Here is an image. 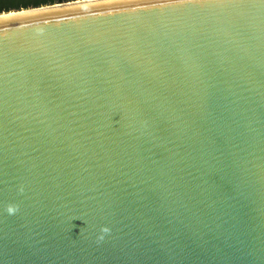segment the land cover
Masks as SVG:
<instances>
[{"label": "water", "instance_id": "1", "mask_svg": "<svg viewBox=\"0 0 264 264\" xmlns=\"http://www.w3.org/2000/svg\"><path fill=\"white\" fill-rule=\"evenodd\" d=\"M0 264H264V0L0 18Z\"/></svg>", "mask_w": 264, "mask_h": 264}, {"label": "trees", "instance_id": "2", "mask_svg": "<svg viewBox=\"0 0 264 264\" xmlns=\"http://www.w3.org/2000/svg\"><path fill=\"white\" fill-rule=\"evenodd\" d=\"M73 0H0V14L10 11L42 7L50 4L64 3Z\"/></svg>", "mask_w": 264, "mask_h": 264}, {"label": "bare ground", "instance_id": "3", "mask_svg": "<svg viewBox=\"0 0 264 264\" xmlns=\"http://www.w3.org/2000/svg\"><path fill=\"white\" fill-rule=\"evenodd\" d=\"M98 1H106V0H75V1H70V2L58 3V4H54V5H46V6H42V7H38V8H30V9H22V10H17V11H10L7 13L0 14V18L18 15V14H23V13H28V12L39 11V10L52 9V8H58V7H64V6H71V5L87 4V3L98 2Z\"/></svg>", "mask_w": 264, "mask_h": 264}, {"label": "clouds", "instance_id": "4", "mask_svg": "<svg viewBox=\"0 0 264 264\" xmlns=\"http://www.w3.org/2000/svg\"><path fill=\"white\" fill-rule=\"evenodd\" d=\"M105 231H106V229H105Z\"/></svg>", "mask_w": 264, "mask_h": 264}]
</instances>
